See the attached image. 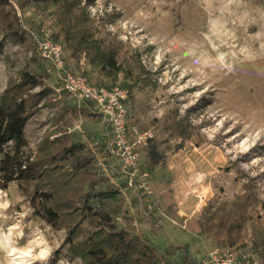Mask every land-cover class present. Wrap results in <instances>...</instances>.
I'll return each instance as SVG.
<instances>
[{"label": "rangeland", "instance_id": "374dc122", "mask_svg": "<svg viewBox=\"0 0 264 264\" xmlns=\"http://www.w3.org/2000/svg\"><path fill=\"white\" fill-rule=\"evenodd\" d=\"M6 1L21 38L0 32V94L19 70L41 73L36 58L50 73L42 79L45 87L56 92L55 106L27 118L25 132L33 152L43 133L55 129V114L67 110L70 117L75 103L57 92L56 72L42 60L36 43V38L51 40L57 31L55 7ZM81 7L95 21L96 37L123 44L118 62L137 55L145 71L142 83L124 74L106 78L83 55L71 58L58 42L72 73L95 85L132 87L127 126L147 133L138 147V168L152 191L147 197L123 186L126 178L118 159L98 153L105 126L79 116L71 120V131L89 145L104 175L114 182L108 178L110 184L86 189L88 204L96 206L100 193L119 187V229L154 247L161 264H200L206 250L216 246L197 226L210 202L230 203L247 188L264 202V0H83ZM169 114L190 125V137L181 139L165 129ZM83 131L95 142L80 135ZM249 213L264 227L260 206ZM250 224L244 225L247 233ZM65 236V230L53 229L34 214L16 184L0 190V264H81L69 255Z\"/></svg>", "mask_w": 264, "mask_h": 264}, {"label": "trees", "instance_id": "16d2710c", "mask_svg": "<svg viewBox=\"0 0 264 264\" xmlns=\"http://www.w3.org/2000/svg\"><path fill=\"white\" fill-rule=\"evenodd\" d=\"M27 1L55 7L57 31L51 40L63 43L71 58L83 55L89 65L98 68L106 78L115 80L119 74H124L134 82H143L145 71L137 55L119 63L123 44L115 39L96 37L95 21L81 7L83 0ZM0 32L13 40L21 38L16 15L6 0H0ZM39 61L38 58L33 60L41 73H34L28 67L19 70L17 77L10 78L0 94V190L16 184L20 193L30 200L37 217L57 231H66L68 253L72 258H79L81 264H161L154 247L118 228L116 218L123 211L122 204L115 201L120 194L117 189L113 193H100L96 206L88 204L86 189L110 184L89 145L77 140L75 131L70 128L71 120L79 116L100 122L90 102L84 101L81 106L74 102L70 117L67 110L57 112L52 119L55 129L46 130L31 151L25 132L27 118L43 107L55 106L56 96L55 89L45 87L42 81L50 73ZM50 70L54 68L51 66ZM56 81L57 88L61 89ZM38 86L41 90L31 93ZM146 86L148 83L143 85ZM129 88L127 106L132 99V87ZM60 93L70 98L67 92L61 90ZM60 121L64 127L59 129ZM165 129L181 139L192 133L186 121L177 120L171 114L165 121ZM80 135L95 142L86 131ZM97 145L99 155L106 158L105 134ZM122 184L126 187V183ZM257 206L264 211V202L249 188L230 203L210 202L197 221L199 232L216 244L214 248L243 249L244 253L237 255L241 262H252L256 258L258 264H264V227L252 220L249 213ZM247 221H251L250 233L244 231Z\"/></svg>", "mask_w": 264, "mask_h": 264}, {"label": "built area", "instance_id": "2783aa9c", "mask_svg": "<svg viewBox=\"0 0 264 264\" xmlns=\"http://www.w3.org/2000/svg\"><path fill=\"white\" fill-rule=\"evenodd\" d=\"M36 43L42 57L51 63L56 72L61 85L57 92L61 90L67 92L77 106H81L84 101L93 105L94 113L105 126L108 155L118 159L121 174L126 178L127 188L140 190L145 196L151 197V188L145 181L147 175L141 173L138 168V147L144 144L147 133H139L135 127L127 126L128 90L117 86L107 88L92 84L86 77L69 70L64 61L61 45L48 38L42 40L36 38ZM109 180L112 182L111 178ZM115 189L120 192L119 187ZM200 264H257V262H241L231 249L212 248L206 250Z\"/></svg>", "mask_w": 264, "mask_h": 264}]
</instances>
